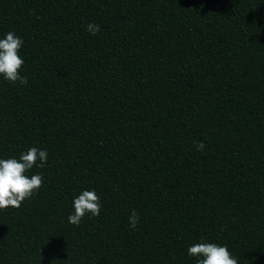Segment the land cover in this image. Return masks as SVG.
Listing matches in <instances>:
<instances>
[{
    "label": "trees",
    "instance_id": "16d2710c",
    "mask_svg": "<svg viewBox=\"0 0 264 264\" xmlns=\"http://www.w3.org/2000/svg\"><path fill=\"white\" fill-rule=\"evenodd\" d=\"M7 31L0 158L48 155L0 209V264H196L200 239L264 264V0H0ZM90 189L99 214L68 223Z\"/></svg>",
    "mask_w": 264,
    "mask_h": 264
},
{
    "label": "clouds",
    "instance_id": "9594fccd",
    "mask_svg": "<svg viewBox=\"0 0 264 264\" xmlns=\"http://www.w3.org/2000/svg\"><path fill=\"white\" fill-rule=\"evenodd\" d=\"M85 30L95 35L100 31V26L89 22ZM22 44V38L14 31H7L0 36V78L9 82H23L20 71L24 64V58L20 54ZM196 146L198 149L204 147L202 141ZM47 155L45 149L32 146L21 152L19 157L0 158V209L8 206L19 207L23 200L30 198L39 189L41 175L34 173L29 176L26 172L34 164L41 167L46 162ZM72 209L67 216V222L74 225H78L86 214L98 215L100 201L95 189L81 190L73 196ZM137 220L138 214L133 209L128 216L129 226L134 227ZM186 252L188 256L196 258V264H238L237 258L229 252L226 244L200 239L191 243Z\"/></svg>",
    "mask_w": 264,
    "mask_h": 264
}]
</instances>
